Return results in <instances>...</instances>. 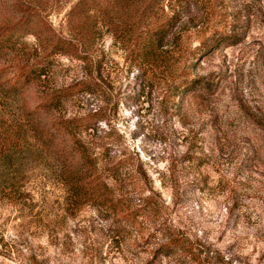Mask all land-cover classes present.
<instances>
[{"label": "rangeland", "instance_id": "obj_1", "mask_svg": "<svg viewBox=\"0 0 264 264\" xmlns=\"http://www.w3.org/2000/svg\"><path fill=\"white\" fill-rule=\"evenodd\" d=\"M92 1L0 0V37L25 53L51 28L108 66L96 85L60 56L48 84L85 81L61 111L89 128L97 164L81 177L68 141L34 139L31 123L61 116L32 113L46 89L7 90L19 56L0 54V264H264V0ZM172 15L146 56L144 37ZM202 77L204 92L185 88ZM98 181L97 198L75 187ZM175 232L193 253L159 252Z\"/></svg>", "mask_w": 264, "mask_h": 264}, {"label": "trees", "instance_id": "obj_2", "mask_svg": "<svg viewBox=\"0 0 264 264\" xmlns=\"http://www.w3.org/2000/svg\"><path fill=\"white\" fill-rule=\"evenodd\" d=\"M91 1L92 0H82L80 7L84 8L85 4ZM174 18V15L168 16L162 22V24L146 34L144 41H142V44L139 45L141 48L143 47V51L146 56L149 53H154L159 47L162 46L163 40L172 31V27L175 23ZM19 25L21 24L19 23ZM45 27L48 28V30L50 28L44 24V28ZM16 28H18V26H14V30ZM13 31L10 32L12 33ZM25 34L29 33H21L18 35V38L25 36ZM31 35H33L35 39V43H32L31 53H25L26 50H24L21 46L24 42H15V40H13L14 38L8 40L7 38L1 36L0 54H2L3 50H7L12 51L17 54L16 56H19V61H17V64L14 68V78H12V80H8L7 90L15 91L29 85H35L37 87L42 86L39 88L43 90L46 89L44 94L38 97L37 103L32 109V113L35 112L34 114L37 113L38 115H41L40 113L57 111L61 114V111L64 108V102L66 103L67 100H69L67 91L72 89L73 86H78L80 83H85V81H78V83L74 84L73 86L64 88L52 87L51 85H48L49 80L53 75V68L60 56L73 57L81 61L83 63V70L87 78L93 81L94 84L99 85L95 82L102 81L104 79L103 77L106 74L105 71L108 66L103 49H101L102 53L100 54L95 53L93 55H86L81 51L78 40L77 42H73L72 40H69L65 37L55 35L51 32V28L45 37H41L40 33L38 34L36 31L31 33ZM229 37L232 36L229 35L228 38ZM220 40L231 39H219L215 37L208 45L211 47V44H215V42ZM208 86L209 83L204 77H202L189 81L185 88L187 90L197 89L204 92L206 89H208ZM77 119L78 117H64V115L61 114L58 119L52 122V126L50 128H48L46 125L37 127L33 123H31L30 126L32 127L34 139L40 141V143H45L42 137H44L45 141L48 142H53L54 139L57 138H62L68 141L70 150L72 151L74 157L73 163L75 167L72 172H76L81 175V177H84V174L87 170H93V172L96 170L97 158L94 153H92L88 147H86L80 141V134L87 132L89 128L86 127L84 123L78 125ZM118 165V162L113 163V165L108 169L110 172L109 177L114 184H120L124 179L122 177H124L126 174L121 172V169L118 167ZM72 185L75 186L76 184L72 183L71 186ZM75 187L80 190L81 195L87 196L89 198H97V196L101 194L102 189L109 188V185L104 181H98L92 183H78V185ZM158 250L160 253L164 254H176V256L179 258L185 257V253H193L191 247H188L187 245V239L182 234L177 232L172 233L169 237H167L160 244Z\"/></svg>", "mask_w": 264, "mask_h": 264}]
</instances>
